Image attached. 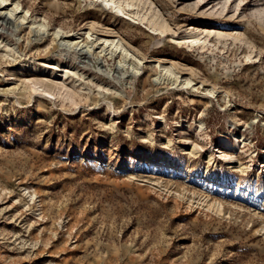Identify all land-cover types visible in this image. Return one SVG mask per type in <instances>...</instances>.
I'll return each instance as SVG.
<instances>
[{
    "label": "rangeland",
    "instance_id": "rangeland-1",
    "mask_svg": "<svg viewBox=\"0 0 264 264\" xmlns=\"http://www.w3.org/2000/svg\"><path fill=\"white\" fill-rule=\"evenodd\" d=\"M120 1L3 3L0 264H264V0Z\"/></svg>",
    "mask_w": 264,
    "mask_h": 264
},
{
    "label": "bare ground",
    "instance_id": "bare-ground-1",
    "mask_svg": "<svg viewBox=\"0 0 264 264\" xmlns=\"http://www.w3.org/2000/svg\"><path fill=\"white\" fill-rule=\"evenodd\" d=\"M100 1V3L105 7V10H106V8L107 9H110V10H112L114 13H117V14H121V15H128L127 14V12H126V7H129L128 5L127 6H124L123 5V3L120 1V0H99ZM5 2V0H1L0 1V18H2V20L4 21V22H12V21H15V22H17V24L18 23H23L24 24V22L26 21V14H25V16H17V14L20 12L19 10H18V7H17V5H16V7L14 8V9H9V10H5L4 9V5H3V3ZM19 11V12H18ZM138 15V14H137ZM136 16V15H135ZM133 18V17H132ZM134 19V18H133ZM2 21V22H3ZM154 28H155V30H160L161 31V26L160 25H158V24H154ZM37 27H39L40 29H46V26H45V24L43 25V24H40L39 26H37ZM158 27V28H157ZM154 30V31H155ZM60 32L61 31H59V32H56L55 34H56V36H59L60 37ZM163 32V31H162ZM63 33V32H62ZM211 33H214L217 37H227V36H231V34H226V33H224V32H222V31H220V30H211V31H209L208 32V34H211ZM62 35V34H61ZM69 36H71V35H69ZM67 37V36H66ZM190 40V39H189ZM108 41V40H107ZM62 42V41H61ZM190 42L192 43V44H199V43H201V40L200 39H198V38H196V37H194V36H192L191 37V40H190ZM62 43H64V44H66V45H70V46H72V48L74 47V46H77V47H82L84 44L82 43V41H76L74 38H72V39H68V40H66V39H64L63 40V42ZM204 43V45H205V43H206V41H204L203 42ZM83 44V45H82ZM85 46V45H84ZM115 47H117L118 48V46H115ZM90 48V47H89ZM77 50V49H76ZM91 50V49H90ZM79 52H80V50H78ZM82 54V53H81ZM128 54V53H127ZM87 55V54H86ZM165 70H167V69H165ZM168 72H170L169 71V69H168ZM171 73H172V71H171ZM171 76V75H170ZM238 137H236V144L238 143ZM220 142H221V144L222 145H224V146H226V147H228V148H232V147H234V145L229 141V140H227V139H225V138H223V137H221L220 138ZM235 150H238V146L236 145V147H235ZM226 156H228V160L229 161H231V160H233V157H231V156H229V155H226ZM27 194V193H26ZM182 199V198H181ZM197 205H199V206H202V207H204V208H206V209H209V210H211V211H215V212H221V206L219 205V204H216V205H212V204H209L207 201H205V200H203V199H199V201H198V203H197Z\"/></svg>",
    "mask_w": 264,
    "mask_h": 264
}]
</instances>
